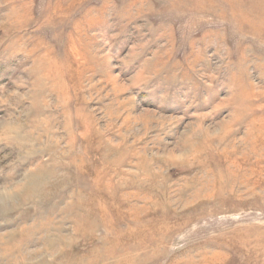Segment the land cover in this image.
Instances as JSON below:
<instances>
[{
    "label": "rangeland",
    "instance_id": "374dc122",
    "mask_svg": "<svg viewBox=\"0 0 264 264\" xmlns=\"http://www.w3.org/2000/svg\"><path fill=\"white\" fill-rule=\"evenodd\" d=\"M0 264H264V0H0Z\"/></svg>",
    "mask_w": 264,
    "mask_h": 264
}]
</instances>
